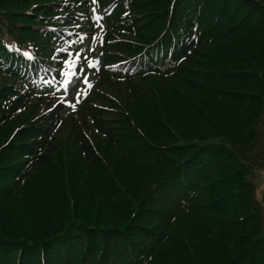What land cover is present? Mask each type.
<instances>
[{"label":"trees","instance_id":"trees-1","mask_svg":"<svg viewBox=\"0 0 264 264\" xmlns=\"http://www.w3.org/2000/svg\"><path fill=\"white\" fill-rule=\"evenodd\" d=\"M22 1L23 0H0V79H6L8 83L13 85L20 82L18 81L21 79L20 69L23 71L27 70L28 66L31 65L28 63V59H25V57L22 58L20 51L24 49L31 51L36 57V60L42 62L43 68L50 70L49 67L59 65L60 59L62 58V52H60L62 50H59L58 57H56L57 52H55L54 47L56 48L60 42L65 43L68 39H66L67 34L69 35V32H73L69 28L71 25L69 21L76 24L78 23L79 27L83 29L87 28V26H84L75 16H63L66 15L63 14L61 15L63 17L62 20L51 22L50 24L56 27V29H54L56 32L55 34H53V32H45L44 28L47 26H40L42 24H36L35 26L30 25V27L37 29V40L30 42L26 40L21 33H18V28L25 27L27 24L25 26H16V24L12 23L7 17V14L10 13L22 12V15H24L23 12L27 11L30 12L28 16L31 19L38 20L40 18L41 20V14L37 11L22 10L17 7V5L16 10L8 8L9 5L12 4L11 8H13V4H19L22 3ZM61 1L63 0H49V4L59 3L62 5ZM68 1V5H70L72 9L77 5L83 8L81 11L88 12V2L86 0ZM112 1H116L117 3H114L112 13L107 18L108 27L102 56L103 65L107 66L126 60L130 62V69L127 74L123 76L122 74H112L109 69L105 67L102 68L100 81L98 82V86L94 89L90 99L80 106L77 113L71 114L68 119H65L63 126L72 129L75 140L79 144L81 155L82 157H86L85 162L88 165L103 168V170L106 171L103 164L104 162L102 161L103 157H98L95 154L89 136L85 131L90 123H92L97 133L104 138L106 144L112 147L111 150L106 145L105 150H102V145H99L97 149L104 153L113 151L120 157L126 154L127 156H125L126 160H124V164H131L130 167H134V175L137 176V173H139V180H144L146 178L147 169L152 165V162L149 161V156L144 153V150L148 148V144L143 140L141 135L138 134L137 129H139L140 132L146 136L148 142L153 145L160 146L159 144H161L165 148L174 149V151L182 149L188 150V154L183 156L179 161L174 160L176 165L169 169L167 175L162 174V172L158 175L155 173L154 175L157 177L155 178L153 175L154 181L151 182V184L154 183L152 187L157 186L158 189H161L158 184L161 179H163L161 182L166 188H172L174 191H177L179 195L184 193V195L182 194L183 199L189 201V205L193 207L191 208L189 205L188 207L184 206L182 203H162V209L159 211L164 214H162L159 219L164 221L166 229L164 231L166 233L161 236L156 235L150 246L147 249L144 248L145 251L142 252L140 256L136 257L130 252L134 250L135 253H139L138 251L140 248L135 245V242H137L136 238L141 241V244L146 245L147 243L145 242L147 237L142 231L149 233L156 229L153 227L152 220L158 215V212L146 207L147 205H155L153 199L146 197V194L150 192L149 188L142 199L131 196V200L137 205L136 210H134L130 217L132 218V222L135 220V223L132 225L136 227L135 230L138 232L134 230L130 232L129 230H123L124 228H116L118 227L116 226V222L119 220L114 217L112 210H109V214L105 215L107 224L104 227L95 226L98 223L97 221L90 224L88 215L84 211L81 213L78 207L81 202L76 198V200L73 199V201L75 200L74 203H70L72 208L68 207L67 214L60 215L59 221L50 219V217L47 216L49 223L48 221L45 222L44 227H39V231L35 229L32 232L20 234L22 232L13 230V228L8 227L10 225L7 223L0 224V230H2L0 233V264H107L106 261L111 256H114L111 258L115 260V264H156L160 255L166 250L169 239H174V230H177L179 227L180 220L183 221L185 218L188 219L195 215H198V217H193L195 220H192L194 224L191 228L196 222L199 224V229H202L208 224L215 226V231L211 230L208 233L212 238L218 239L219 243L217 250L221 252L219 264H264V233L259 239H256L257 237L251 239L250 233L259 232L260 228L259 226L248 227L251 220V212L250 208H248L251 203V185L245 180V171L243 175L231 169L230 172H233L231 177L226 182L222 180L229 175V163H235L236 161L234 150L236 155L239 156L240 147L248 146L249 149L251 148L253 151V148L259 146L260 141H258L257 133L261 129V124L263 122L262 118L264 116V75H262L261 79L260 76H258L259 79L257 78L249 83H247L248 80H244L242 84H246L240 87L236 84L235 88H229V91H232L228 92L229 94L238 95L241 92L255 97V99L252 98L248 101L251 107V113L246 111L244 118H246L247 122L245 124H243L241 120L238 122L236 121L238 118L235 117L233 106L228 102L221 101L220 107L226 110L230 109V112L227 111L225 114L219 113L220 117L217 118L219 101L215 99L203 101L200 97L197 101L191 102L188 98L181 97L183 99L182 103L180 100L181 98H178L181 93L175 90V92L172 93V97L173 102L175 99V103L178 106L181 105L179 106L180 116L172 112H166L165 114L163 112L160 113L158 106H156V108L151 109L148 122L134 120L135 123H132L131 117L129 121L124 122V125L130 127V130H128L129 137H119L111 128L106 126V122L103 119V110L98 106L99 104H106L110 101L107 102L108 98L102 90L108 89L110 85H113L114 87H128L130 91H134V93L137 94L136 89L138 85L135 83L141 78L143 79L149 76V74L157 73V66L142 71L139 67L140 64L144 67H148L152 62L157 64L158 60H155V58L151 60L149 58V62L146 63V59L148 58H143L140 49L134 48L136 47L135 44L140 43L137 39L140 25L137 15L129 19L126 16L130 13L131 8L134 10L137 0H99V3L104 6ZM202 2L204 6L203 13H199L197 10L192 9L193 15L196 17H218L219 21L222 22L221 18L225 16L223 14L224 9L231 6L235 7L236 4H239L242 7L243 16L249 14L251 20H255V22L260 21L264 24V0H211V4L210 0H207V2L203 0ZM65 4L66 1L64 5ZM187 4V0H179L177 5L184 8L186 11L188 9ZM37 5H39V3ZM68 5L65 6V9L70 8ZM79 7H76L74 10L77 12L80 11ZM214 9H217L216 12H214ZM68 11L69 10H67V13ZM215 13H217L216 16ZM204 19L205 18L199 20L193 19V21L199 22L200 24ZM205 21H207V18ZM58 27H62L64 30H60ZM90 27L91 26H88L87 29H91ZM249 27L250 22L247 19L246 22H244V29ZM151 28L152 27L149 25L146 31H148V33L152 32ZM123 33L131 35L133 39L130 41V48L128 49H122L120 47L121 40H119V36H122ZM179 37L185 39L186 33L182 32ZM195 39L197 40L195 43L193 42L192 46L186 45L177 48L171 55L180 61L186 58H188L187 60L189 61L192 60L190 56L197 54V49L202 45L201 40L198 38ZM237 41L238 40H234L232 42ZM29 43H34L35 45ZM6 45L12 46L13 50L15 49L14 47L18 46L19 51L15 50V52H12ZM239 45L243 46L240 48V51L235 50L237 51L236 53H232V51L224 55L220 54V56L227 63H237V65L234 64L233 66L229 64L230 72L249 69L248 72H246L247 76L255 77L257 72L264 70V65H260V68L255 71L247 65V57L249 56H246V53H251L250 51L256 52L259 48L258 50H254V46L248 48V43H240ZM245 47L247 49H245ZM153 48H157V46ZM124 57H127V59ZM41 64H35V67L41 68ZM6 65L7 68L4 69L3 67H6ZM243 78L246 77L244 76ZM22 84L24 83L22 82ZM214 87L217 86L214 85ZM5 89L7 90L3 88L0 89V109H3L4 115L6 114L5 111L9 112L8 116L4 119V121H7L9 119L8 117L13 116L18 111L21 104L27 101V99L32 98L33 94L28 93L25 85L24 87L22 86V95H19L12 85L5 86ZM153 97L156 98V94H153ZM236 98V96H233V98L228 97V99ZM37 101L40 102L43 101V99H37ZM164 101L169 102V100ZM236 105H240V103L237 102ZM77 116H79L80 123L75 119ZM161 116L164 117L163 120ZM59 118L58 112H53L46 118L47 120L44 124H37L32 128L30 126H25L21 129V133L28 136L29 140H33L34 142L31 145L22 144V151L28 157L27 161H29V165H27V167H29L18 171V177L20 179L29 180L39 167L48 168L51 166L52 160L49 154L50 152H56L57 146L54 143V138H52L53 131H50V129L55 126ZM231 119L235 123L231 122ZM200 121L206 123V127L199 128V125L194 124V122ZM249 122L250 125H247ZM228 129H230L231 132ZM186 130H190V132ZM217 137H223L226 143L231 147L227 146L226 148L223 144L217 143V141H215ZM180 140L183 142L180 143ZM134 141L142 145V148H135ZM229 149H231V151ZM71 157L75 159L79 158L78 156ZM107 161H109V163L105 162L110 170H113L112 167L116 168L120 166L112 164V161L109 159H107ZM175 163H173V165ZM127 170L129 171L131 169ZM98 175H100V173ZM140 183L138 182L134 186H139ZM129 184L133 185L131 180ZM130 188L127 181L123 179L113 191L116 202H121L117 205V208L122 209V212L127 210V205L129 201H131L127 200L126 197L131 195L129 193ZM211 190L221 195L215 194L213 198H205L207 202H212L211 206H214L213 209H209L211 214H206V212L199 207V204L197 206V203L204 198V192L208 191L209 193L207 196H209ZM190 192H192L191 196ZM88 194H90L88 190H84L82 192L79 191L76 196H86L84 199V203H86ZM67 196H71V194H64L63 200L66 199ZM168 197L171 198V196ZM193 198L195 199L192 202ZM7 205L8 203H6L4 207ZM219 207L220 210H218ZM75 218L77 220H75ZM106 231H111L112 233L105 235ZM132 232H135L136 235H133ZM202 242L204 244H210L204 237L200 236V243ZM82 245H84V247L81 251ZM210 246H212V244H210ZM106 247H112V249L114 248L115 250L110 251ZM110 252L113 253L111 254ZM184 264H211V259L193 255V257Z\"/></svg>","mask_w":264,"mask_h":264},{"label":"rangeland","instance_id":"rangeland-1","mask_svg":"<svg viewBox=\"0 0 264 264\" xmlns=\"http://www.w3.org/2000/svg\"><path fill=\"white\" fill-rule=\"evenodd\" d=\"M65 1L66 4L64 5ZM178 1L137 0L134 10L129 8L130 13L126 17L129 19L137 15L140 25L137 38L140 43L135 44L136 47L134 48L140 49L143 58H148L146 59V63L149 62V58L151 60L155 58V60L160 61V65L157 68L158 70L156 69L158 71L156 74H149V76L143 79L141 78L135 83L138 85L136 89L137 94L134 91H130L128 87H114L113 85H110L108 89L102 90L108 98L107 102L110 101L109 103L99 104L98 106L103 110V119L106 122V126L111 128L119 137H129L128 130H130V127L124 125V122L129 121L130 117L133 120H131L132 123L134 120L148 122L151 109L156 108V106H158L160 113L172 112L180 116L179 106L181 105L178 106L175 103V99L173 102L172 97V93L175 90L181 93L178 96L179 99L186 97L189 101L195 102L201 97L203 101L208 99L219 101L217 118L220 117L219 113L225 114L227 111L230 112V109L226 110L220 107L221 101L228 102L233 106L235 117L238 118L236 120L237 122L241 120L245 124L247 122L246 118H244L246 111L251 113V107L248 101L252 98L255 99V97L241 92L238 95L229 94L228 92H232L229 91V88H235L236 84H238V87L245 85L246 83L242 84V81L248 80L247 83H249L257 78L259 79L258 76L261 79L262 75H264V70L257 72L255 77L247 76L246 72L249 69L230 72L229 64L233 66L234 64L237 65V63L225 62L220 54L224 55L232 51V53H236L237 51L235 50L240 51V48L243 47L239 45L240 43H248V48L254 46V50H258L259 48L256 52L250 51L251 53H246V56H249L247 57V65L256 71L260 68V65H264V24L260 21L255 22V20H251L249 14L243 16L242 7L239 4H236L235 7L231 6L224 9L223 14L225 16H222L221 22L218 17H196L193 15L192 9L203 13V0H187L188 9L186 11L177 5ZM61 2L64 6L59 3H57L58 6L57 4H49V0H23L22 3L13 4V8H11L12 4L8 8L16 10L19 7L22 10L37 11L41 14V20L40 18L38 20L31 19L28 16L30 12L27 11L23 12L24 15H22V12L10 13L7 14V17L16 26H25L27 24L25 27L18 28V33H21L26 40L33 42L37 40V29L30 27V25L42 24L40 26H47L44 28L45 32H53L55 34L54 29L56 27L51 26V22L62 20L63 17L61 15L63 14H66L63 16H75L74 9L76 6L72 9L68 5V0ZM38 3L39 5H37ZM67 5L70 8L65 9ZM67 10H69L68 13ZM216 10L214 9V12ZM216 15L217 13H215ZM203 18L205 19L200 24L199 22L193 21V19L199 20ZM206 18L207 21H205ZM247 19L250 22V27L244 29V22ZM69 23L71 24L69 27L70 30L76 31L78 29L76 23L72 21H69ZM149 25L152 27V32L150 33L146 31ZM58 28L64 30L62 27ZM182 32L186 33L185 39L179 37ZM195 38L201 40L202 45L197 49V54L190 56L192 60L189 61L186 58L179 61L176 57L169 54L170 52L172 53V49L175 50L186 45L192 46L193 42L195 43L197 40ZM119 40H121L120 47L122 49H128L130 48L129 43L133 39L131 35L123 33L122 36H119ZM234 40L238 41L232 42ZM155 46L157 48H153ZM62 47L63 44L61 42L56 48L54 47L55 52H57L56 57H58L59 50ZM245 49L247 48L245 47ZM124 58L127 59V57ZM154 66H157V64L152 62L148 65V68L151 69ZM3 68H7V65ZM244 76L246 78H243ZM8 85H12L19 95L23 94L20 83L13 85L8 83L6 79H0V89L7 90L5 86ZM214 85L217 87H214ZM153 94H156V98L153 97ZM233 96L237 98L228 99V97L233 98ZM164 100H169V102ZM180 100L183 103V99L181 98ZM38 102L35 98L27 99V101L21 104L13 116L8 117L9 119L7 121H4V119L8 116L9 112L5 111L6 114L4 115L3 109H0V208L8 203L7 206L0 209V224L7 223L10 225L8 227L22 232L20 234L32 232L35 229L39 231V227H44L45 222L48 221L49 223L47 216L50 219L59 221L60 215L67 214L68 207L72 208L70 203H74L77 198L81 202L78 207L81 213L84 211L88 215L90 224L97 221L98 223L95 226L104 227L107 224L105 215L109 214V210H112L114 217L119 220L116 222V226H118L116 228H124L123 230H129L130 232L134 230L138 232L135 230L136 227L132 225L135 223V220L132 222V218L130 217L134 210H136L137 205L133 203L131 196L142 199L149 188L150 192L146 194V197L153 199L155 205H147L146 207L158 212V215L152 220L153 227L156 229L149 233L142 231L147 237L145 242L147 244H141V241L136 238L137 242H135V245L140 248L139 253H135L134 250L130 251L134 256H140L145 251L144 248L147 249L150 246L156 235L161 236L166 233L164 231L166 230L165 223L159 219L164 214L159 211L162 209V203H182L187 207L189 205V201L182 197L184 193L180 192L181 194L179 195L172 188H166L161 182L163 179L158 184L161 189H158L157 186L152 187L154 183L151 184L154 181V176L156 178V175L159 173L162 172V174L167 175L169 169L176 165L174 160L179 161L183 156L188 154V150L182 149L174 151V149L165 148L161 144H159L160 146L153 145L137 129L138 134L148 144V148L144 150V153L149 156L148 159L152 162V165L147 169L146 178L139 180V173H137V176L134 175V167H130L131 164H124L126 154L120 157L113 151L104 153L97 149V146L102 145L101 149L105 150L107 144L104 138L97 133L92 123H90L85 131L89 136L95 154L98 157H103L102 161L104 163H102L106 170L104 171L103 168L93 167V165H88L85 162L86 157H82L79 144L75 140L72 129L63 126L65 119L69 117H60L55 123V126L50 129V131H53L52 138H54V143L57 146L56 152H50L49 154L52 160L51 166L48 168L39 167L34 172L32 178L22 180L18 177V171L25 169L29 165V161H27L28 157L22 151V144L31 145L34 141L29 140L28 136L22 134L21 129L25 126L32 128L37 124H44L47 120L46 118L51 113L58 112L61 109V107H58V104L52 102L50 99H44ZM237 102L240 105H236ZM75 119L80 123L79 116ZM161 119L163 120L164 117L161 116ZM262 121L261 129L257 133L258 141H260L259 146L253 148V151L248 146L240 147L239 156L236 155L234 150L236 161L235 163H231L232 165L229 163V175L222 179L226 182L231 177L233 173L230 172L231 169L238 171L240 174H243L245 171V175L243 174L245 180L251 185V203L248 206L251 212V220L248 227L259 226L260 228L259 232L250 233L251 239H255L256 237V239H259L264 233V116ZM231 122L235 123L232 119ZM194 124L199 125V128H204L207 125L202 121L194 122ZM247 125H250V122ZM228 130L230 131V129ZM186 131L190 132V130ZM215 141L223 144L226 148L227 146L231 147L223 137H217ZM179 142L181 143L183 141L180 140ZM134 144L135 148H142V145L137 144V141H134ZM107 146L109 149L112 148L109 145ZM113 150L117 152L115 149ZM229 150L231 151V149ZM71 156H78L79 158L75 159ZM107 159L112 161V164L120 166L116 168L112 167L113 170H110L106 164V162L109 163ZM173 163L175 164L173 165ZM127 169L131 170L128 171ZM99 173L100 175H98ZM155 173L156 175H154ZM123 179L132 188L129 189L131 195L126 196L127 200L131 201H129L127 210H124V212H122V209L117 208V205L121 202H116V197L113 193L116 186ZM130 180L133 185L129 184ZM138 182H141L139 186H134ZM84 190H88V193H90L88 194L86 203H84L86 196H76L79 191L82 192ZM218 192H212L211 190L209 196H207L208 191L204 192V198L197 203V206L199 204V207L206 214H211L209 209H213L214 206H211L212 202H207L205 198H213L215 194L221 195ZM67 193H70L71 196H67L63 200L64 194ZM191 195L192 192H190ZM168 196H171V198ZM73 199L75 200L73 201ZM189 206L191 208L193 207L192 205ZM218 210H220V207ZM193 217H198V215ZM193 217L185 218L186 220L184 219L183 221L180 220L179 227L177 230H174V239H169L166 250L160 255L156 264H184L193 255L211 259V264H219L221 252L217 250L218 239L212 238L208 233L211 230L215 231V226L208 224L202 229H199V224L196 222L191 228L194 224L192 222ZM75 220L77 219L75 218ZM135 232H132V234L136 235ZM111 233V231H106L105 235ZM200 236L204 237L212 246L210 244H204L203 242L200 243ZM83 247L84 245L81 246V251ZM106 248L110 251L115 250L112 247ZM111 257L106 261L107 264H115V260H112L113 258Z\"/></svg>","mask_w":264,"mask_h":264},{"label":"snow or ice","instance_id":"snow-or-ice-1","mask_svg":"<svg viewBox=\"0 0 264 264\" xmlns=\"http://www.w3.org/2000/svg\"><path fill=\"white\" fill-rule=\"evenodd\" d=\"M97 2V0H93V3ZM28 57L31 59L32 57L30 56V54H27ZM81 59V57L79 56V54H77V60ZM67 63H72L71 61H66ZM88 66L91 67L93 66V62L92 61H86ZM98 63V61L96 62ZM73 68H75V64H72ZM84 69L81 68L80 71H83ZM84 82L87 83V78L84 77ZM65 87L67 89L66 94H70V93H74L75 96L77 97L75 99V102L73 103L71 99L64 101V103H66L68 105V107H70L72 110H75L76 105L80 103L79 100V96H80V79H70L68 82L65 83ZM89 87H91V84H89ZM87 93L85 92V95ZM49 111H51V109H49Z\"/></svg>","mask_w":264,"mask_h":264}]
</instances>
